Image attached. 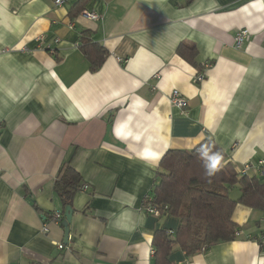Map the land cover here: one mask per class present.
<instances>
[{"label":"crops","instance_id":"0c3cea01","mask_svg":"<svg viewBox=\"0 0 264 264\" xmlns=\"http://www.w3.org/2000/svg\"><path fill=\"white\" fill-rule=\"evenodd\" d=\"M55 1L0 0V264H264V211L238 204L233 241L194 255L175 245L166 258L156 234L174 239L181 221L144 211L164 155L206 138L264 184V0ZM242 29L251 35L237 47ZM85 32L109 52L96 73ZM183 44L208 66L202 83ZM65 163L87 187L73 198L67 245L51 220L66 210L53 189Z\"/></svg>","mask_w":264,"mask_h":264},{"label":"trees","instance_id":"16d2710c","mask_svg":"<svg viewBox=\"0 0 264 264\" xmlns=\"http://www.w3.org/2000/svg\"><path fill=\"white\" fill-rule=\"evenodd\" d=\"M78 4L71 11L77 17L82 11ZM83 34L80 50L90 63L92 73L104 65L109 52ZM195 47L183 44L178 54L190 65L202 71L196 62ZM227 154L212 138H206L192 150H170L159 165L156 184L149 201L158 205L163 215L180 219L181 226L174 239L168 231L156 234L155 255L167 257L178 245L188 255L201 252L217 242H230L236 237L237 226L232 215L238 204L264 211V184L255 176L240 174L227 161ZM239 187L240 198L234 200L230 192ZM82 178L69 163L61 168L54 188L65 208L71 207L74 196L82 190ZM149 201H144V205Z\"/></svg>","mask_w":264,"mask_h":264},{"label":"built area","instance_id":"2783aa9c","mask_svg":"<svg viewBox=\"0 0 264 264\" xmlns=\"http://www.w3.org/2000/svg\"><path fill=\"white\" fill-rule=\"evenodd\" d=\"M64 3V0H56L55 1V4L56 5H61ZM82 17H84L85 19L87 20H90V21H99L102 19V17L96 13V12H88V11H84L82 14H81ZM250 32L249 30L247 29H242L240 30L238 33H237V36L235 38V43H236V46L237 47H242V45L249 39V36H250ZM52 52H54V50H52ZM207 68L208 66H205L204 70H202L195 78L196 82L197 83H202L204 80H205V72L207 71ZM170 101L172 103L173 106H175L176 108H179L180 110H182L183 112H186V109L188 108V101L187 99L180 93V92H177V90H175L174 92H172L171 96H170ZM255 168V165L252 164V163H247V165H245L243 168L239 169L238 172L240 174H248V172H250L251 170H253ZM256 168L257 170L259 171V173L264 176V160L260 161V163H258L256 165ZM82 190L83 189H87V187L83 186L81 187ZM149 196L145 197V201H149L150 198H148ZM162 209L152 203L151 201H149L148 204H145L144 205V211H146L148 214H151V215H154L156 217H161L163 216V211H161ZM51 220L52 222L54 223H57V224H63L65 218H64V215H63V212L61 211H58V212H55L54 214H52V217H51ZM45 231L47 232L48 229L46 228ZM239 233L240 232H236V235L239 236ZM168 234L172 237L175 235V233L173 231H168ZM261 246L263 247L264 249V238L262 239V242H261ZM59 248L60 249H63L64 248V245L60 244L59 245ZM207 250L206 247L202 248V252H205Z\"/></svg>","mask_w":264,"mask_h":264},{"label":"water","instance_id":"95a60500","mask_svg":"<svg viewBox=\"0 0 264 264\" xmlns=\"http://www.w3.org/2000/svg\"><path fill=\"white\" fill-rule=\"evenodd\" d=\"M64 215V222H63V228H65V238H64V244H68L69 243V232H70V229H69V225L71 223V220H72V217H73V209L71 207H67L66 210H65V214Z\"/></svg>","mask_w":264,"mask_h":264}]
</instances>
